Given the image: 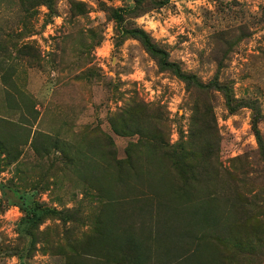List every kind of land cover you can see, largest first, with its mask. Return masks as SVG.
<instances>
[{
	"label": "rangeland",
	"instance_id": "rangeland-1",
	"mask_svg": "<svg viewBox=\"0 0 264 264\" xmlns=\"http://www.w3.org/2000/svg\"><path fill=\"white\" fill-rule=\"evenodd\" d=\"M135 28L195 81L161 68L128 33ZM213 80L237 109L225 89L196 85ZM134 102L161 115L168 142L190 143L193 169L184 180L170 171L190 198L163 195L158 175L146 176L158 173L152 165L126 187L100 171L82 174L90 146L96 160L126 158L139 136L118 135L113 124L123 130L121 109ZM210 112L217 131L199 133ZM136 119L130 127L156 133ZM101 185L124 190L129 215L118 217L149 245L170 244L188 227L171 206L206 201L236 242L259 253L251 264H264V0H0V264H120L95 249L106 245ZM24 203L53 212L32 222Z\"/></svg>",
	"mask_w": 264,
	"mask_h": 264
},
{
	"label": "trees",
	"instance_id": "trees-1",
	"mask_svg": "<svg viewBox=\"0 0 264 264\" xmlns=\"http://www.w3.org/2000/svg\"><path fill=\"white\" fill-rule=\"evenodd\" d=\"M114 18L119 26H122L124 16L123 11L118 10L114 12ZM133 37H136L146 48V50L156 57L158 64L163 69H173L175 74L184 80L187 84H192L195 81V76L190 73L183 72L177 65L172 63L169 59L168 53L154 44L148 34L139 28L129 30ZM201 89L210 92L212 88L225 89L227 104L231 110L237 109L238 104L234 105L235 100L229 94L225 86H220L218 81L213 80L210 84H197ZM146 105L138 104L136 102L127 104L122 110L123 130L118 129L113 124L114 131L121 136L138 135L139 139L136 143L130 144L126 149V158L118 159L113 155V152H102L100 158L96 160L95 148L90 146L88 155L85 158L89 162L88 169L82 172L83 175L91 174L92 171H100L103 175L109 176L112 182L117 185L121 184L124 187L130 185V179H142L144 172H140V167L147 164L152 165L157 169L158 173L148 171L146 176L148 178L156 179L158 175L159 183H162L167 197L170 198H190L191 192L184 187H177L170 171L177 172L180 179L184 180V169L191 171L193 169V162L191 160V145L188 147L184 144L173 145L159 134L165 127L161 124V115L153 112L143 113ZM142 115L145 119L150 120L155 129L153 136H148L144 131L146 128L140 126H129V122H136V118ZM205 131H217L215 125V117L210 112L207 114L205 120L201 122L199 133ZM192 135V134H191ZM191 137V136H190ZM111 145V142L109 143ZM202 149L204 151V163L208 161V154L211 152V143L208 140L202 142ZM90 154V155H89ZM94 154V155H93ZM109 155L112 157L110 158ZM217 162V160H216ZM103 163L105 164L102 167ZM88 165V164H87ZM221 166V164H219ZM183 168V169H182ZM221 168V167H220ZM89 171V172H88ZM114 180V181H113ZM187 181L189 178L186 179ZM152 185H150L151 188ZM3 191H6V186L2 185ZM102 192L109 198H105L100 217H98L99 224L102 225V238L106 245L104 249L95 248L100 254L106 251L117 263L120 264H231L235 257H238L241 262L238 264H251V259H256L259 253L253 249H247L236 242L228 230V221L224 220L222 216H215L213 208L209 202L201 201L197 205H192L188 199L181 201V205L176 207L171 206V210L177 211L180 216L186 215L189 217V225L186 227L183 235H178L172 239L170 244L166 245H149L150 237H145L141 234H134L132 232V225L126 222L122 217L119 219V213H126L128 217V208L126 207L127 194L124 190L119 189L110 190L101 185ZM154 194L161 195L158 190H154ZM127 190V189H126ZM118 196L122 198H117ZM138 198H134V202H138ZM23 209L27 214V218L34 222L39 221L43 214L53 212L52 210H39L26 208ZM37 205V204H35ZM183 206V208H179ZM28 207V206H27ZM143 209V207H140ZM130 213V212H129ZM176 213V212H174ZM125 215V216H126ZM184 218V217H182ZM186 219H184L185 221ZM223 229V232H220ZM223 233V234H221ZM156 240V239H155ZM213 240L215 242H213ZM157 241V240H156ZM246 245V244H245ZM232 259V260H231Z\"/></svg>",
	"mask_w": 264,
	"mask_h": 264
}]
</instances>
